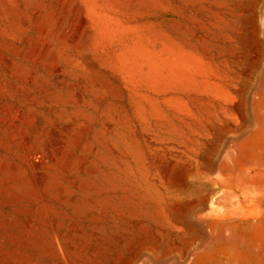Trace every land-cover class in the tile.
<instances>
[{
    "label": "rangeland",
    "instance_id": "obj_1",
    "mask_svg": "<svg viewBox=\"0 0 264 264\" xmlns=\"http://www.w3.org/2000/svg\"><path fill=\"white\" fill-rule=\"evenodd\" d=\"M0 54L27 66L53 54L86 81L47 84L57 106L88 119L82 169L93 168L56 197L80 208L86 194L122 192L109 205L123 218L85 237L79 257L264 264V0H0ZM71 89L87 93L74 103ZM9 148L23 198L0 202V264H59L22 153ZM29 214L38 225L25 229Z\"/></svg>",
    "mask_w": 264,
    "mask_h": 264
},
{
    "label": "bare ground",
    "instance_id": "obj_2",
    "mask_svg": "<svg viewBox=\"0 0 264 264\" xmlns=\"http://www.w3.org/2000/svg\"><path fill=\"white\" fill-rule=\"evenodd\" d=\"M40 30L47 33L44 26H40ZM30 45L41 55H46L49 49L36 38ZM54 58L52 54L44 63L27 66L0 54V122L3 130H10L6 137L0 134V202L6 205L23 198V184L9 158V145L13 143L22 153L31 195L38 199L42 219L48 227V258L58 259L59 264H97L93 251H84L83 258L77 253L85 237H94L102 225L122 220V205L111 208L109 200L114 195L122 202L123 196L122 192L108 195L104 188L96 194H86L85 204L80 208H70L62 203L63 198L57 199L62 180L72 193L78 187L74 179L76 172L90 173L93 168L90 164L89 168L82 169L87 162L88 119L75 113L70 101L57 106L52 97L54 92L47 87L49 78H60L66 79L68 86L75 84L86 90V81L74 75L71 64L60 66ZM70 91L74 103L81 102L87 93L79 89ZM40 108L44 112L39 111ZM36 225L38 222L31 214L23 219L25 229Z\"/></svg>",
    "mask_w": 264,
    "mask_h": 264
}]
</instances>
